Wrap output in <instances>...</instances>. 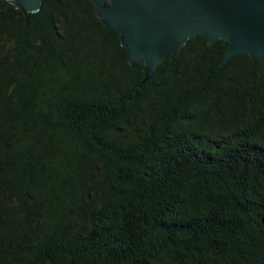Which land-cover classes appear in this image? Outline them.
I'll return each instance as SVG.
<instances>
[{
    "label": "trees",
    "instance_id": "obj_1",
    "mask_svg": "<svg viewBox=\"0 0 264 264\" xmlns=\"http://www.w3.org/2000/svg\"><path fill=\"white\" fill-rule=\"evenodd\" d=\"M191 39L147 79L90 0H0V264H264V56Z\"/></svg>",
    "mask_w": 264,
    "mask_h": 264
},
{
    "label": "water",
    "instance_id": "obj_2",
    "mask_svg": "<svg viewBox=\"0 0 264 264\" xmlns=\"http://www.w3.org/2000/svg\"><path fill=\"white\" fill-rule=\"evenodd\" d=\"M27 13L44 0H7ZM108 28H116L130 61L145 63L149 79L188 42L204 36L208 45L229 42L224 64L240 54L264 56V0H90Z\"/></svg>",
    "mask_w": 264,
    "mask_h": 264
}]
</instances>
